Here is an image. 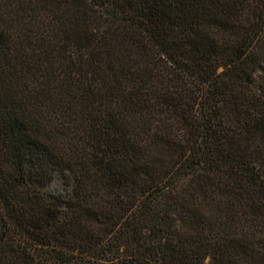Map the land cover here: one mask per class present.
<instances>
[{"label":"trees","instance_id":"trees-1","mask_svg":"<svg viewBox=\"0 0 264 264\" xmlns=\"http://www.w3.org/2000/svg\"><path fill=\"white\" fill-rule=\"evenodd\" d=\"M0 264H264V0H0Z\"/></svg>","mask_w":264,"mask_h":264},{"label":"rangeland","instance_id":"rangeland-1","mask_svg":"<svg viewBox=\"0 0 264 264\" xmlns=\"http://www.w3.org/2000/svg\"><path fill=\"white\" fill-rule=\"evenodd\" d=\"M71 177L64 181L59 175H54L47 183L46 189L57 195L66 196L70 191Z\"/></svg>","mask_w":264,"mask_h":264}]
</instances>
